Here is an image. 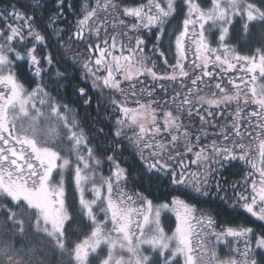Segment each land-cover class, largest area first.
<instances>
[{
	"label": "rangeland",
	"instance_id": "obj_1",
	"mask_svg": "<svg viewBox=\"0 0 264 264\" xmlns=\"http://www.w3.org/2000/svg\"><path fill=\"white\" fill-rule=\"evenodd\" d=\"M182 1L187 5V19L174 42L175 60L170 64V58H163L158 46L157 54L171 71L158 74L144 64L147 52L137 46L144 42L139 30L149 35L154 26L164 29L175 13L176 4ZM105 4L110 7L113 3L112 0H88L84 5L87 11L91 8L82 21L86 28ZM130 11L139 18L131 34L98 40L89 49L94 54L95 74L88 68L84 71L98 90L121 97L117 104L121 114L117 134L137 129L135 133L148 136L145 143L160 153L159 136L174 129L173 116L158 111L153 100L138 102L135 95L150 99L153 91H136V88L140 80L145 81L142 76L177 83L195 64L217 65L223 70L230 89L220 88L213 94L203 86L200 89L204 93L190 96L188 101L198 98L194 103L205 108L237 99L264 105V57L259 53L238 54L228 44L230 27L235 20L243 18L248 24L260 17V11L249 0H211L207 7L197 0H147ZM102 22L98 23L99 27ZM125 23L119 19V25ZM31 44L26 57L10 44L0 42L1 141L14 143L11 140L14 137L19 150L27 153V161L33 164L28 177L22 178L11 160L5 163L0 155V204L8 200L14 206L23 204L30 214L35 212L36 232L46 235L64 250L65 226L72 215L68 195H76L78 209L83 210L91 230L76 247L73 260L63 251L75 264H88L97 252H100V264H147L157 256L164 264L259 263L258 255L264 257L262 239L253 240L250 231L243 228L217 232L209 217L194 216V208L180 199L156 205L131 192L122 193L117 200L113 196L114 188L124 172L113 157L96 156L69 107L52 100L41 85L27 90L17 78L14 66L18 63L26 62L38 71L40 62L33 52L36 42ZM94 94L99 96L96 91ZM31 152L36 154L35 159ZM258 155V162L263 163L261 181L256 184L251 204L256 217L264 219V140L258 146ZM73 205L77 206L75 202ZM168 220L174 222L172 229ZM0 262L5 264L1 259Z\"/></svg>",
	"mask_w": 264,
	"mask_h": 264
},
{
	"label": "trees",
	"instance_id": "obj_2",
	"mask_svg": "<svg viewBox=\"0 0 264 264\" xmlns=\"http://www.w3.org/2000/svg\"><path fill=\"white\" fill-rule=\"evenodd\" d=\"M145 1L112 0V7L105 4L86 28L82 21L91 12L90 6L88 11L84 8L88 0H0V42L10 44L22 56H29L31 42H36L33 52L40 62L38 71L21 62L14 66L17 78L27 90L41 85L52 100L69 107L96 156L113 157L124 172V177L115 184L113 196L117 200L122 193L131 192L156 205L180 199L194 208V216L209 217L217 232L243 228L250 231L253 240L264 242V219L256 217L251 204L263 166L258 162V146L264 140V105L237 99L205 108L194 103L198 98L188 101L190 96L203 94L200 89L203 86L213 94L220 88L230 89L217 65L195 64L177 83L142 76L145 81H139L136 91L153 93L150 99L140 94L134 98L138 102L153 100L158 111L173 116L175 125L169 134L159 136L162 149L156 153L154 147L145 143L149 137L136 134L137 129L117 134L121 118L117 104L121 97L101 89L99 92L84 72L88 68L95 74L90 47L102 38L131 34L139 18L130 14V9H137ZM197 2L207 7L211 0ZM249 2L258 8L260 17L248 24L243 18L235 20L228 44L238 54L259 53L264 57V0ZM187 10L183 1L178 2L164 29L154 26L149 35L139 30L144 42L137 46L147 52L144 63L147 68L158 74L171 72L162 56L170 58L173 64L174 42L187 19ZM119 19L126 23L119 25ZM100 22L103 25L99 27ZM158 46L162 56L157 54ZM79 91L85 92V96ZM95 91L99 96H95ZM198 179H201L199 183ZM67 201L72 215L65 226L64 250L36 232L35 212L30 214L23 204L2 202L0 259L5 264H66L67 261L75 264L73 254L90 232L91 224L83 210L78 209L76 195L69 193ZM168 222L172 229L174 222ZM99 255L100 252L92 255L88 264H100ZM257 259L258 264H264V257L258 255ZM147 264L164 263L157 256Z\"/></svg>",
	"mask_w": 264,
	"mask_h": 264
},
{
	"label": "flooded vegetation",
	"instance_id": "obj_3",
	"mask_svg": "<svg viewBox=\"0 0 264 264\" xmlns=\"http://www.w3.org/2000/svg\"><path fill=\"white\" fill-rule=\"evenodd\" d=\"M79 93L81 95L85 96V94L82 91H79ZM11 140H13L14 143H12L6 139L1 141V137H0V155L2 156L3 162H5V163L8 162V160L10 159L12 165L16 166V169H18L20 171L21 177L27 178L28 177L27 176L28 170L30 171L33 164H31L27 161L28 154L23 153L22 151L19 150L18 142L16 141V139L14 137H12ZM31 153L35 159L36 154H34L33 152H31ZM17 158H19V159H17ZM34 159H33V161H34ZM24 173L26 175H24ZM1 174H3V173H1ZM15 179H17V177Z\"/></svg>",
	"mask_w": 264,
	"mask_h": 264
},
{
	"label": "water",
	"instance_id": "obj_4",
	"mask_svg": "<svg viewBox=\"0 0 264 264\" xmlns=\"http://www.w3.org/2000/svg\"><path fill=\"white\" fill-rule=\"evenodd\" d=\"M88 104V103H87ZM17 155V154H16ZM18 157V156H17ZM17 159H19V158H17Z\"/></svg>",
	"mask_w": 264,
	"mask_h": 264
}]
</instances>
